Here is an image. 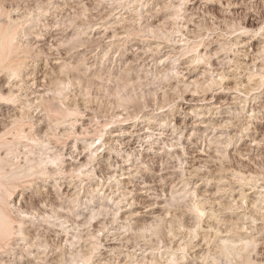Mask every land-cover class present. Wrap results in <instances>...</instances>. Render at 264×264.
<instances>
[{
    "label": "rangeland",
    "instance_id": "obj_1",
    "mask_svg": "<svg viewBox=\"0 0 264 264\" xmlns=\"http://www.w3.org/2000/svg\"><path fill=\"white\" fill-rule=\"evenodd\" d=\"M0 157V264H264V0H0Z\"/></svg>",
    "mask_w": 264,
    "mask_h": 264
},
{
    "label": "bare ground",
    "instance_id": "obj_2",
    "mask_svg": "<svg viewBox=\"0 0 264 264\" xmlns=\"http://www.w3.org/2000/svg\"><path fill=\"white\" fill-rule=\"evenodd\" d=\"M175 40V39H174ZM175 42V41H174ZM243 42V41H242ZM245 43V42H244ZM246 43H248V42H246ZM157 47V46H156ZM179 48V47H178ZM47 56V55H46ZM23 59V58H22ZM46 60V59H45ZM60 61V60H59ZM57 62V61H56ZM47 63H48V61H47ZM50 63V62H49ZM33 64V63H32ZM60 64V63H59ZM64 65V64H63ZM250 65V64H249ZM47 66H48V64H47ZM176 67V66H175ZM209 72V71H208ZM210 73V72H209ZM215 73V72H214ZM43 75V74H42ZM220 80V79H219ZM222 80V79H221ZM41 81V80H40ZM42 82V81H41ZM24 86H25V84H24ZM41 86V85H40ZM37 89V88H36ZM20 91V90H19ZM41 97V96H40ZM40 100V99H39ZM41 103V102H40ZM41 105V104H40ZM60 109V108H59ZM42 110V109H41ZM61 110H62V108L60 109V112H61ZM70 112V111H69ZM68 112V110H67V113H69ZM46 113H48V112H46ZM62 113V112H61ZM76 113V112H75ZM64 114L66 115V112H64ZM64 114H63V116H64ZM70 114H72V113H70ZM68 115V114H67ZM55 117V116H54ZM77 117V116H76ZM53 118V117H52ZM61 119V118H60ZM58 120V119H57ZM56 119H55V122L57 121ZM54 121V120H53ZM68 123V122H67ZM88 123V122H87ZM75 124V123H74ZM104 124V123H103ZM58 125H60V124H58ZM61 125H62V122H61ZM95 125V124H94ZM105 125V124H104ZM62 127V126H61ZM104 127V126H103ZM83 129V128H82ZM82 129H80L81 131H82ZM23 130V129H22ZM26 130V129H25ZM24 130V131H25ZM80 130L78 131V128H75V129H73L72 130V136L70 137V138H74V140L75 141H77L78 143L80 142H86V143H88L89 145H91V146H94V145H92L93 143H95V140H98V143H99V145L98 144H96L94 147H92V153L93 152H95L96 150H97V148L99 147V146H104V148L106 147V145L107 146H110L111 144L113 145L116 141H118V140H120V135H121V132L119 133V131H116L115 133H113L115 136H114V138H110L109 136H107L106 134H98L99 136L97 137V139L93 136V135H90V136H87V137H83V139H79V137H78V135H80V134H82V132H80ZM30 131V130H29ZM69 131H71V130H69ZM68 131V132H69ZM102 131V130H101ZM101 131H99V132H101ZM147 131H149V133H146ZM22 132V131H21ZM26 132H27V130H26ZM33 132V131H32ZM66 132V131H65ZM67 132V133H68ZM66 133V134H67ZM91 133V132H90ZM98 133V132H97ZM96 133V134H97ZM160 133H163V132H160ZM160 133L157 131V130H148V129H146V130H143L142 131V138L143 137H146V138H148V141H149V139H150V137L151 136H153L154 134H156L157 135V138H158V136H160ZM20 134H22V133H20ZM24 134V133H23ZM60 134H61V132H60ZM29 135H32V134H29ZM24 136H26V135H24ZM34 136V135H33ZM33 136H32V138H33ZM49 136V135H48ZM69 136V135H68ZM166 136V135H165ZM27 137V136H26ZM35 137V136H34ZM38 137V136H37ZM37 137H36V139H37ZM58 137V136H57ZM62 137V136H61ZM161 137V136H160ZM167 137V136H166ZM22 138V137H21ZM28 138V137H27ZM31 138V137H30ZM46 138V137H45ZM66 138V137H65ZM151 138H153V137H151ZM34 139V138H33ZM40 139H41V137H40ZM39 139V140H40ZM62 139V138H61ZM170 139V138H169ZM32 140V139H31ZM39 140H37V141H39ZM47 140V139H46ZM71 139H68V142L70 141ZM82 140V141H81ZM147 139H145V141H146ZM155 140V139H154ZM18 141V140H17ZM121 141V140H120ZM151 141V140H150ZM149 141V142H150ZM159 141V140H158ZM157 141V142H158ZM20 142V141H19ZM32 142H33V140H32ZM74 142V141H73ZM97 142V141H96ZM122 142V141H121ZM147 142V141H146ZM4 143L6 144V143H8V142H5L4 141ZM2 144V145H5V144ZM11 143V142H10ZM9 143V144H10ZM37 143V142H36ZM40 143V142H39ZM43 143V142H42ZM76 143V142H75ZM122 143H124V146H125V148L126 149H129V146H131V147H134V145L133 144H136L137 145V143H139V140H129V139H127L126 141H124V142H122ZM122 143H120L121 145H122ZM154 143V142H153ZM152 143V144H153ZM9 144H7V145H9ZM19 144V143H18ZM33 144H35V143H33ZM170 144V143H169ZM2 145H1V147H2ZM6 145V146H7ZM37 145V144H36ZM42 145V144H41ZM111 145V146H112ZM114 145H117V144H114ZM121 145H119V146H121ZM133 145V146H132ZM146 145V144H145ZM9 146H12L11 144L9 145ZM8 146V147H9ZM32 146H34V145H32ZM48 146H50V145H48ZM54 146V145H53ZM45 147V146H44ZM122 147V146H121ZM120 147V148H121ZM10 148V147H9ZM17 148V147H16ZM62 148V147H61ZM112 148H113V146H112ZM111 148V149H112ZM117 148V147H116ZM135 149H136V147H134ZM108 148H106V150H107ZM114 149V148H113ZM8 150V149H7ZM11 150V149H10ZM9 150V151H10ZM131 150H132V148H131ZM8 151V152H9ZM12 151V150H11ZM49 151H51V150H49ZM68 151V150H67ZM160 151V150H159ZM6 152V151H5ZM4 152V154L6 155V153ZM91 152V151H90ZM123 152V151H122ZM12 153V152H11ZM48 153V152H47ZM76 153V152H75ZM126 153V152H125ZM2 155V156H5V155ZM60 154V153H59ZM62 156L64 155H66L65 154V152L64 151H62ZM67 154H70V156L71 157H67L68 159H73L74 160V158H72V157H74L73 156V154H74V152L72 153V152H68ZM94 154V153H93ZM88 155H89V151L88 150H78V153H77V156H76V158H75V160L74 161H72V162H70L71 164H84L85 162H86V160H87V157H88ZM104 155H105V153H104ZM104 155H103V157H104ZM129 155V154H128ZM42 156V155H41ZM60 156V155H59ZM63 156V157H64ZM90 156V155H89ZM93 156V155H92ZM6 157V156H5ZM61 157V156H60ZM4 158V157H3ZM2 157H0V161H2V159H3ZM25 158V157H24ZM122 158V157H121ZM9 159V158H8ZM40 159V158H39ZM60 159V158H59ZM91 159V158H90ZM6 160V159H5ZM26 160V159H25ZM24 160V161H25ZM58 160V159H57ZM23 161V162H24ZM7 162V161H6ZM41 162V161H40ZM1 163V162H0ZM30 163V162H29ZM69 163V162H68ZM3 164V163H2ZM70 164V165H71ZM118 162H116V166H118V165H121V164H118ZM127 163H125V165H126ZM15 165V164H14ZM18 165V164H17ZM29 165V164H28ZM48 165V164H47ZM124 165V166H125ZM32 166V165H31ZM36 166V165H35ZM83 166V165H82ZM84 166H86V165H84ZM115 166V167H116ZM121 166H123V165H121ZM135 166V165H134ZM29 167V166H28ZM28 167H27V170H28ZM32 167H34V166H32ZM32 167H30L31 168V171H30V169L28 170L29 172H32ZM40 167V166H39ZM44 167V166H43ZM43 167H41V168H43ZM35 168V167H34ZM79 168V167H78ZM77 168V170H80V169H78ZM84 168V167H83ZM92 168V167H91ZM135 168H136V166H135ZM134 168V169H135ZM40 169V168H39ZM119 170H120V172H118L117 173V171L118 170H116V168L110 173L109 172V174H111V175H109L108 174V172H107V170H105L104 171V173L105 174H107L108 176H115V175H119L120 177L123 175V174H127V177H131V176H133V163H129L127 166H125L124 168L123 167H119L118 168ZM138 169V168H137ZM24 171V172H28V171ZM37 170V169H36ZM40 170H42V169H40ZM91 170V169H90ZM124 170V171H123ZM33 172H34V169H33ZM32 172V173H33ZM36 172H38V174L39 173H42V175H43V173L44 174H46L45 172H48L49 173V169H43L42 171H36ZM36 172H34V173H36ZM69 172H71V171H69ZM92 172V171H91ZM22 173H23V171H22ZM22 173H21V175H22ZM33 173V174H34ZM54 173V172H53ZM67 173V172H66ZM17 174V173H16ZM30 174V173H29ZM4 175H6L5 173H4V170H3V172H1L0 171V179H2L3 178V176ZM14 175V174H13ZM20 175V174H19ZM24 175H25V173H24ZM26 175H28V173L26 174ZM49 175V174H48ZM52 175V174H51ZM100 175V174H99ZM104 175V174H103ZM16 176V175H15ZM52 176H54V175H52ZM9 177H10V175H9ZM45 178V177H44ZM102 178V177H101ZM109 178V177H108ZM7 179V178H6ZM9 179V178H8ZM11 179V178H10ZM2 180H4V179H2ZM47 180V179H46ZM110 180V179H109ZM1 182V181H0ZM25 183V182H24ZM4 184H6V183H4ZM124 191V190H123ZM150 191V190H149ZM2 193V192H1ZM3 196V195H2ZM1 197V196H0ZM3 198V197H2ZM3 199H1L0 201H2ZM4 202V201H3ZM2 203V202H1ZM0 203V204H1ZM2 205H3V203H2ZM5 207V206H4ZM0 209H2V208H0ZM5 210V209H4ZM1 211V210H0ZM2 212V211H1ZM0 212V236L1 235H3L4 233H6L7 231H10V230H8V229H10L9 228V226H10V223L8 222V219L9 218H7V216H6V214H3V213H1ZM11 222V221H10ZM9 224V225H8ZM12 231H13V229H12ZM12 231H10V233H12ZM5 235V234H4ZM6 235H8V234H6ZM5 235V236H6Z\"/></svg>",
    "mask_w": 264,
    "mask_h": 264
}]
</instances>
